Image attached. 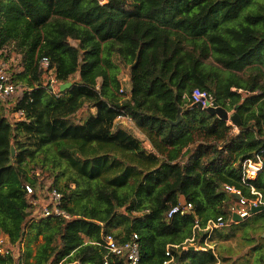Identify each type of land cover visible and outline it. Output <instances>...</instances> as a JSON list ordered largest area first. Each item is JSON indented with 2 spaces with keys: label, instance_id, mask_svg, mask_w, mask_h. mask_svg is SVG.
<instances>
[{
  "label": "trees",
  "instance_id": "16d2710c",
  "mask_svg": "<svg viewBox=\"0 0 264 264\" xmlns=\"http://www.w3.org/2000/svg\"><path fill=\"white\" fill-rule=\"evenodd\" d=\"M0 62L21 88L0 99V264H126L107 235L140 264H264V210L233 223L226 189L264 203V0H0ZM52 191L69 219L34 214Z\"/></svg>",
  "mask_w": 264,
  "mask_h": 264
},
{
  "label": "built area",
  "instance_id": "2783aa9c",
  "mask_svg": "<svg viewBox=\"0 0 264 264\" xmlns=\"http://www.w3.org/2000/svg\"><path fill=\"white\" fill-rule=\"evenodd\" d=\"M42 67H48L49 61L44 58L41 61ZM6 66L5 62H0V99H5L16 92L17 85H15L11 77L6 73ZM122 92V90H120ZM191 100L193 104L197 103L200 104L202 108H207L212 104V96L211 94L201 91V90H194L191 94ZM120 119V118H119ZM260 164H255L251 162H245L244 164V178L247 179H254L260 169ZM27 194H31L32 190L29 186L25 187ZM226 189L236 195L239 199V205H241V210L237 211V215L240 219H244L250 215L248 209L257 208L259 206L264 205L261 201V197L258 194V198L256 199H244L240 196V192L235 190L234 188L226 187ZM253 194H256L254 190L251 191ZM50 201L46 206L43 207L39 214V217H56V218H63L69 219L70 215L60 206V195L57 194L55 191L50 193ZM33 205L34 202H32ZM191 209V205L188 204L186 209L181 211V209L177 206L170 210L168 217L170 218L173 214L181 211L184 213L185 211ZM235 223V222H233ZM229 224L226 223L221 217L217 218L214 221H209L205 230H209L212 232L215 229L223 228L228 226ZM137 236L133 235V238L127 242H118L116 241L111 235H107L102 239V247L106 250L109 255H114L117 257H121L125 259L126 264H140V254H139V245L136 242ZM5 237L0 236V255H10V250L7 249L5 245ZM191 242V241H190ZM168 255V253H167ZM104 264H107L105 262Z\"/></svg>",
  "mask_w": 264,
  "mask_h": 264
},
{
  "label": "water",
  "instance_id": "95a60500",
  "mask_svg": "<svg viewBox=\"0 0 264 264\" xmlns=\"http://www.w3.org/2000/svg\"><path fill=\"white\" fill-rule=\"evenodd\" d=\"M70 86V83L64 84L61 86V90L67 88ZM194 107H197L200 110H204L205 112L217 116L219 119H222L224 121H230L231 124H233L234 126L238 127L239 126V117L238 114L236 113V111H233L231 113L227 112L225 109L217 106V104L215 102H212L211 106L207 107V108H202L200 104H193ZM178 110H177V119L178 121H180L181 119V109L177 106ZM14 154V150L13 148H11V155ZM237 197V196H236ZM238 198V197H237ZM264 210V205L259 206L257 208H252L251 209V213L255 214L257 212L263 211ZM241 219L239 218L238 215H233V221L235 223H238Z\"/></svg>",
  "mask_w": 264,
  "mask_h": 264
},
{
  "label": "rangeland",
  "instance_id": "374dc122",
  "mask_svg": "<svg viewBox=\"0 0 264 264\" xmlns=\"http://www.w3.org/2000/svg\"><path fill=\"white\" fill-rule=\"evenodd\" d=\"M10 62H12V59H11V61H9V64H10ZM244 74H250V72L248 70H246V72H244ZM120 78H121V81L123 83L127 81V71L126 70L121 71ZM262 82L264 83V78H262ZM17 87H18L17 88V92L13 96L15 98H17L18 96L21 95V88L19 86H17ZM92 111L94 112V110H92ZM229 113H231V112H229ZM83 115H84L83 113H80V116H83ZM116 124L119 125V126L125 127V128L129 129L130 131H132L134 133L136 132L134 130V127L131 124V122L129 120H127V119H124V118L117 119V123ZM144 146L147 147V144H144ZM36 172H39V171H36ZM38 198L39 199L33 201L34 204H35V205H33L35 207L34 214L35 213H40L41 210L43 209V207L48 204V202L50 201L49 200L50 199V193L49 194L46 193V192L40 193ZM5 239H6V237H5ZM234 244H235V242H232L233 246H234ZM190 246H193V244L190 245ZM14 251L16 252V250H14Z\"/></svg>",
  "mask_w": 264,
  "mask_h": 264
}]
</instances>
